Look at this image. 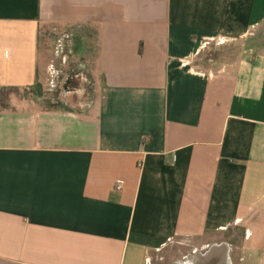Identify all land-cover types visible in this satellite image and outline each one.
<instances>
[{
	"label": "crops",
	"instance_id": "obj_1",
	"mask_svg": "<svg viewBox=\"0 0 264 264\" xmlns=\"http://www.w3.org/2000/svg\"><path fill=\"white\" fill-rule=\"evenodd\" d=\"M262 29L264 0H0V264H232L235 235L264 264V47L201 64Z\"/></svg>",
	"mask_w": 264,
	"mask_h": 264
},
{
	"label": "rangeland",
	"instance_id": "obj_2",
	"mask_svg": "<svg viewBox=\"0 0 264 264\" xmlns=\"http://www.w3.org/2000/svg\"><path fill=\"white\" fill-rule=\"evenodd\" d=\"M261 47H264V29L258 30L256 32L251 33V37L247 41L242 42H235L232 44L223 43L220 45H215L212 47L213 51H209L206 53L205 57L202 58L201 64L207 65L208 61L210 59H216L217 57L225 56L226 59H229V57L237 58L244 51H255ZM63 55H59V57H62ZM60 58H58L57 63L54 64V66H58V62L60 64ZM56 68V67H55ZM69 70H58L56 73V76L53 75L52 79L48 80L49 84V91L48 89L44 92V95H46L44 98V102L46 105H51V102H59V95L60 93H64L66 91L76 89V88H83V85H73L72 82L69 81ZM75 75V74H74ZM72 75V76H74ZM52 84V86H50ZM87 90V89H86ZM43 94V92H40ZM54 105V104H53ZM56 105V104H55ZM232 237V236H231ZM233 242V252H232V264H238V255L236 253V248H238V245L235 244L237 241V237L235 235ZM192 243L191 242H182L177 241L169 245L164 251L157 254V257L154 261V264H173L176 261L178 264H188L189 260L192 259Z\"/></svg>",
	"mask_w": 264,
	"mask_h": 264
},
{
	"label": "built area",
	"instance_id": "obj_3",
	"mask_svg": "<svg viewBox=\"0 0 264 264\" xmlns=\"http://www.w3.org/2000/svg\"><path fill=\"white\" fill-rule=\"evenodd\" d=\"M121 188H122V183H121V182H118V183L116 184V186H115V190L120 191Z\"/></svg>",
	"mask_w": 264,
	"mask_h": 264
}]
</instances>
